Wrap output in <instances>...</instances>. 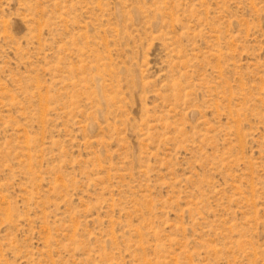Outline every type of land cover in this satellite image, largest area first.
I'll list each match as a JSON object with an SVG mask.
<instances>
[{"label": "rangeland", "instance_id": "obj_1", "mask_svg": "<svg viewBox=\"0 0 264 264\" xmlns=\"http://www.w3.org/2000/svg\"><path fill=\"white\" fill-rule=\"evenodd\" d=\"M0 264H264V0H0Z\"/></svg>", "mask_w": 264, "mask_h": 264}]
</instances>
